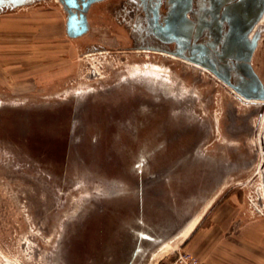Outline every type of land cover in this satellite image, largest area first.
Instances as JSON below:
<instances>
[{"label": "rangeland", "instance_id": "obj_1", "mask_svg": "<svg viewBox=\"0 0 264 264\" xmlns=\"http://www.w3.org/2000/svg\"><path fill=\"white\" fill-rule=\"evenodd\" d=\"M137 15L98 1L69 37L58 0L0 8V264H122L134 238L132 264H264V103L133 48Z\"/></svg>", "mask_w": 264, "mask_h": 264}, {"label": "water", "instance_id": "obj_2", "mask_svg": "<svg viewBox=\"0 0 264 264\" xmlns=\"http://www.w3.org/2000/svg\"><path fill=\"white\" fill-rule=\"evenodd\" d=\"M31 1L0 0V8L20 6ZM58 1L66 12L67 36L77 37L89 29V6L102 0ZM132 1L136 9L142 11L133 23V48L169 52L196 63L242 99L264 102V84L251 66L259 33L256 31L249 37L259 12L264 10V0L252 18L248 15L251 10L245 9L244 4L257 0H227L224 9L215 4L212 10L205 9L196 17H192L191 0H165L164 12L160 10L162 0ZM208 14L209 20L206 19ZM156 41L163 45L157 46ZM170 43L173 44L172 49L167 47ZM231 74L236 76L233 83L228 80ZM139 250L141 252L142 249Z\"/></svg>", "mask_w": 264, "mask_h": 264}, {"label": "flooded vegetation", "instance_id": "obj_3", "mask_svg": "<svg viewBox=\"0 0 264 264\" xmlns=\"http://www.w3.org/2000/svg\"><path fill=\"white\" fill-rule=\"evenodd\" d=\"M165 0H162V3H161V6H160V10L161 12H164L162 11V6H164L165 8ZM263 0H257L255 1L254 3H251V2H246L245 4H247L245 6L244 4V7L245 9H249L251 10V13L248 14L249 17L251 16L252 17H255V10H257V8H259L260 6V3H262ZM227 0H191V8H192V17H196L198 16L199 14H201L205 9H209V10H212L213 6L212 5H218L217 7L219 9L221 8H225V4H226ZM216 6L214 8H217ZM217 8V9H218ZM89 9V8H88ZM264 16V10H261L259 12V15L257 16L258 18V21ZM207 20L210 19V15L208 14L207 17H206ZM257 21V22H258ZM257 24V23H256ZM255 24V25H256ZM255 25L251 28V31L253 30V28L255 27ZM224 30L226 29V25L225 27L223 28ZM133 30H135V28H133ZM250 31V33H251ZM135 42V40H133V43ZM156 45L157 46H162L163 44L159 41H156ZM167 47L169 48V46L167 45ZM170 49V48H169ZM236 79V76L234 74H231L228 78V80L233 83ZM237 95V94H236ZM238 97V96H237ZM239 98V97H238ZM240 99V98H239ZM241 100V99H240ZM264 103V102H262ZM135 133V131L133 132ZM135 135V134H134ZM137 136H135L136 138ZM146 146H148V143L146 142V144L144 146H142V149H146ZM140 149V148H139ZM136 238H134V241L133 244L128 248V250L122 255V260L124 261V263L122 264H132L133 261L135 260L136 256L138 255V253L140 252V248H141V241L140 240H135Z\"/></svg>", "mask_w": 264, "mask_h": 264}, {"label": "built area", "instance_id": "obj_4", "mask_svg": "<svg viewBox=\"0 0 264 264\" xmlns=\"http://www.w3.org/2000/svg\"><path fill=\"white\" fill-rule=\"evenodd\" d=\"M175 262L176 264H201L195 256L186 252L179 254Z\"/></svg>", "mask_w": 264, "mask_h": 264}, {"label": "bare ground", "instance_id": "obj_5", "mask_svg": "<svg viewBox=\"0 0 264 264\" xmlns=\"http://www.w3.org/2000/svg\"><path fill=\"white\" fill-rule=\"evenodd\" d=\"M249 37H250V35H249ZM190 63V62H189ZM191 64H193L194 66H196V67H201V69H203V70H205V71H207L205 68H203L202 66H200V65H198V64H196V63H191ZM208 72V71H207ZM238 96V95H237ZM239 97V96H238ZM241 100H243V101H246V100H244V99H242L241 97H239ZM247 102H251V103H256V102H259V101H247ZM166 243V242H165Z\"/></svg>", "mask_w": 264, "mask_h": 264}]
</instances>
